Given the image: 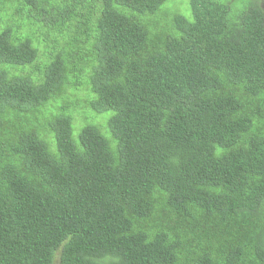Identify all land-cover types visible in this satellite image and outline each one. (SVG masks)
Instances as JSON below:
<instances>
[{"label":"trees","instance_id":"trees-1","mask_svg":"<svg viewBox=\"0 0 264 264\" xmlns=\"http://www.w3.org/2000/svg\"><path fill=\"white\" fill-rule=\"evenodd\" d=\"M0 5V264H264V0Z\"/></svg>","mask_w":264,"mask_h":264},{"label":"rangeland","instance_id":"rangeland-1","mask_svg":"<svg viewBox=\"0 0 264 264\" xmlns=\"http://www.w3.org/2000/svg\"><path fill=\"white\" fill-rule=\"evenodd\" d=\"M174 6L176 4H179L180 7H184L186 5V0H173ZM9 13H11V9L8 6H1L0 5V26L15 22L10 16ZM17 23V22H15ZM21 23V22H20ZM69 90V89H68ZM67 90V91H68ZM78 91V90H77ZM67 93V92H66ZM80 93V92H79ZM81 96V93H80ZM60 101V99L50 101V104H54L56 102ZM73 121L75 122H82V115H81V109L77 110L73 115Z\"/></svg>","mask_w":264,"mask_h":264}]
</instances>
